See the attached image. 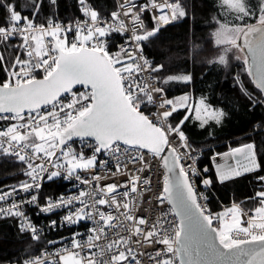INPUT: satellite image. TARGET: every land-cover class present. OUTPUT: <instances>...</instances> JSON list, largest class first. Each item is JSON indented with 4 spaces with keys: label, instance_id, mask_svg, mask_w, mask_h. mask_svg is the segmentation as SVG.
I'll return each mask as SVG.
<instances>
[{
    "label": "snow or ice",
    "instance_id": "obj_1",
    "mask_svg": "<svg viewBox=\"0 0 264 264\" xmlns=\"http://www.w3.org/2000/svg\"><path fill=\"white\" fill-rule=\"evenodd\" d=\"M76 2L83 19L65 23L59 19V0H47L53 13L38 24L45 0H31L23 6L26 12L13 0H0V157L13 158L26 177L0 189V219H16L19 231L33 241L41 239L42 231L27 216L25 205L45 215L64 210L50 228L91 222L86 239L73 232L54 252L45 250L24 264H145L141 256L147 264H264V175H259L264 163L257 146L229 145L211 156L220 184L254 175L258 185L245 198L250 206L233 202L212 212L195 180L200 177L209 189L214 184L207 175L211 170L198 167L184 126L192 113L201 129L210 122L221 124L226 113L206 97L195 104H189L187 94L167 98L161 84L191 83V75L160 76L164 65L144 56V42L187 16L181 0H124L110 19L88 0ZM219 6L223 19L213 17L212 38L221 51L214 63L227 67L229 53L235 54L259 97L248 92L237 74L241 93L253 108L264 105V0L255 5L219 0ZM149 11L154 22L150 28L142 18ZM114 33L124 43L112 51L108 38ZM143 73H148L147 80ZM146 105L157 108L158 120L145 115ZM180 109L186 110L184 117L172 124L170 118ZM111 161L113 176L124 175L127 164L139 167L122 182L101 184L108 179ZM154 162L163 169L153 194L160 212L149 223L133 210L143 195L138 183L144 192L153 191L151 177L140 173ZM97 169L104 175L96 174ZM57 178L75 181L78 191L47 197L41 204L43 181ZM21 192L30 195L18 198ZM133 245H148L152 251L141 254Z\"/></svg>",
    "mask_w": 264,
    "mask_h": 264
},
{
    "label": "trees",
    "instance_id": "obj_2",
    "mask_svg": "<svg viewBox=\"0 0 264 264\" xmlns=\"http://www.w3.org/2000/svg\"><path fill=\"white\" fill-rule=\"evenodd\" d=\"M20 11H27L23 6L30 5L31 0H13ZM145 0H138L143 3ZM88 3L101 15L111 13L116 4L115 0H88ZM187 16L161 28L157 37L146 42L145 52L152 57L157 64H163L164 68L158 75L190 74L191 83L171 82L161 84L168 98H176L184 93H191L195 99L206 97L207 103L223 109L226 116L218 128L207 127L201 129L198 122L191 118L184 131L196 148H206L200 164H209L214 151L210 146L218 147V143L231 142L232 147H238L242 143H254L257 146L259 159L264 163V105L253 108L251 102L245 97L235 82L237 74L240 75L244 86L253 96L259 97V91L251 82L247 73L242 70L243 65L235 59V54L229 53L227 67L214 63L217 60L220 49L214 44L212 32L216 27L213 17L221 15L219 0H181ZM251 4H257L253 1ZM76 0H59V19L69 20L80 15ZM53 13L45 0L41 15L37 23L46 22ZM150 12L143 14L146 27H152ZM7 55V53H5ZM0 79L3 76L0 75ZM186 110L180 109L171 117L176 124L185 115ZM212 131V132H210ZM226 146L217 148V152L228 150ZM259 175H264V170ZM24 177L22 166L10 157H0V189L5 186L17 184ZM211 178L214 181L211 195V208L220 210V203L232 204L244 202L245 207L251 205L245 198L254 195L258 185L254 175L244 176L231 182L220 184L216 181L215 172ZM56 191L61 185H48ZM54 191V192H56ZM47 239L41 237L33 241L30 237L22 235L16 229L12 219L0 220V264L7 262L23 263L25 259L34 256L46 245Z\"/></svg>",
    "mask_w": 264,
    "mask_h": 264
},
{
    "label": "built area",
    "instance_id": "obj_3",
    "mask_svg": "<svg viewBox=\"0 0 264 264\" xmlns=\"http://www.w3.org/2000/svg\"><path fill=\"white\" fill-rule=\"evenodd\" d=\"M124 2V0H115V8L113 11H119V5L120 3ZM138 3V0H137ZM144 3V2H143ZM92 7V6H91ZM93 9H95L94 7H92ZM112 11V12H113ZM111 12V13H112ZM152 15V12L149 11ZM111 13H109L108 15H104L102 17L108 18L110 19ZM80 19H83L81 13L79 16ZM76 17V18H77ZM75 18L73 19H69V20H62L65 23L69 22V21H73ZM121 19H125L123 16H121ZM61 20V19H60ZM46 23V22H44ZM39 24V23H38ZM130 35V33H129ZM108 42H109V49L114 51L117 49V45L124 43V39L123 37H121L119 34H112L109 38H108ZM146 42H144L143 44V51H144V56L146 58H148V60L153 63V64H157L155 62V60L150 57L144 49ZM148 77V73H143L142 74V79L147 80ZM82 90V89H81ZM168 98V97H167ZM157 112V108L153 107L151 105H146L144 106V113L145 115H148L150 118H152L154 121L158 120V117L155 115V113ZM171 119V118H170ZM172 123V121H171ZM173 124V123H172ZM190 140V139H189ZM190 143L194 146V144L191 142ZM77 150H79V141H76L75 145H74ZM195 147V146H194ZM216 146H210L208 147L209 149L213 150L214 153L217 152V150H215ZM196 154L198 155L199 159H198V167L202 170L204 167H208L210 170L212 169V167L209 164H200L201 160L204 157V152L206 150V148H196ZM87 151V150H86ZM190 163V161H189ZM135 167H139V164L133 166L132 164H127V171L124 173V175H120V174H116L115 176L111 175L112 172H115V161H111L110 165H109V172H108V179L107 180H102L100 183L101 184H105V183H113V182H122L124 180H126L128 178V176L130 174L133 173L134 168ZM163 169L159 167V163L158 162H154V166L146 171L145 173H140V175L142 177L144 176H150L151 177V181H150V186L152 187L153 191L152 192H144V185L142 183H138L137 184V188L138 191L143 193V195H141L138 198V201L135 202L136 206L134 208V215H136L137 217H142L145 218L146 220L149 221V223H152L155 221L156 217L159 215L160 212V208L158 206L155 205V202L153 200V194L157 189L158 186V180H162V173ZM212 171L211 170L207 175L211 178L212 175ZM96 174L98 175H104V172L100 171L99 169L96 170ZM82 176L84 175H91V173H81ZM26 179V177L24 176L22 180ZM196 180V187L198 191H202L205 193V195L208 197L207 200V204L209 209L212 212H215L212 210L211 208V195L213 193L212 191V187H210L209 189L205 190L202 183H201V178L197 177L195 178ZM75 181H65L62 178H57L54 179L53 181H47L46 179L43 181L42 183V188L40 190L39 196H40V203L43 204L45 198L47 197H52V198H56V197H60L61 195H71L75 192L78 191V189L74 188ZM61 185V189L60 190H55L53 187H49L48 185ZM13 185H9V186H5L2 187L1 189L3 190H7L8 188H10ZM81 187H87V186H81ZM122 190V189H121ZM56 191V192H54ZM30 194H26V193H20L18 198H26L27 196H29ZM135 195V194H133ZM226 206H231V204H222L220 203V210L216 211L219 212L221 210H223ZM24 211L26 212L27 216L31 219V222L36 226L37 229H40L42 231V236L41 237H45L47 239V241L50 240H55L58 243L55 245H49L46 242V245L44 247H42L34 256L40 255L41 252H44L45 250L49 251V252H54L56 248L61 246V240L62 238L65 239H70L71 234L73 232H77L79 231L83 238L86 239L87 238V230L88 228L91 226V222H84L81 221L79 224L72 226L71 228H69L68 226H60L57 228H50L49 224L50 221L52 220H56V221H60L61 217L65 214L64 210H58L57 212L51 214V215H45L40 213L39 209H37L36 207H33L31 205H25L24 206ZM5 219H12L15 223L16 229L18 230L19 233H21L19 231L18 228V221L16 219L13 218H5ZM2 220V219H0ZM127 223V222H126ZM22 235L28 236L30 237L29 234H24L21 233ZM31 238V237H30ZM134 248H136L138 250L139 253H146V252H151L152 248L148 245H133ZM34 256H31L29 258H32ZM142 259L145 260V264H147V259L144 256H141ZM2 264H24L23 263H17V262H7V263H2Z\"/></svg>",
    "mask_w": 264,
    "mask_h": 264
},
{
    "label": "rangeland",
    "instance_id": "obj_4",
    "mask_svg": "<svg viewBox=\"0 0 264 264\" xmlns=\"http://www.w3.org/2000/svg\"><path fill=\"white\" fill-rule=\"evenodd\" d=\"M253 1H257V3H258V0H248V2L251 4ZM176 21H178V20H176ZM173 22H175V21H173ZM172 22V23H173ZM184 94H187L188 96H189V104H195L198 100H199V98H197V99H195L194 97H193V95L191 94V93H184ZM184 94H181V95H184ZM181 95H179V96H181ZM178 96V97H179ZM192 118L193 119H195L194 118V113H192ZM223 123V122H222ZM221 123V124H222ZM199 124V123H198ZM221 124H219V125H217L216 123H214V122H210L209 123V125L208 126H206L205 128L206 129H208L207 127H212V128H218ZM210 132H212V131H210ZM219 145H218V147H220V146H226L227 148H228V146L230 145V146H232V144H231V142H223V143H218ZM218 147H215V150H217V148ZM225 147V148H226Z\"/></svg>",
    "mask_w": 264,
    "mask_h": 264
},
{
    "label": "water",
    "instance_id": "obj_5",
    "mask_svg": "<svg viewBox=\"0 0 264 264\" xmlns=\"http://www.w3.org/2000/svg\"><path fill=\"white\" fill-rule=\"evenodd\" d=\"M225 152V151H224Z\"/></svg>",
    "mask_w": 264,
    "mask_h": 264
}]
</instances>
